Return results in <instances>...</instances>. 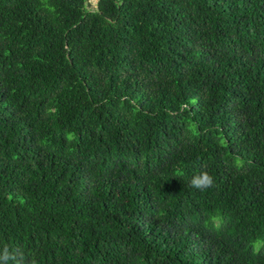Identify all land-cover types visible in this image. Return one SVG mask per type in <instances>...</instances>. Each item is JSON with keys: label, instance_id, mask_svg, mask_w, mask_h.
Wrapping results in <instances>:
<instances>
[{"label": "trees", "instance_id": "obj_1", "mask_svg": "<svg viewBox=\"0 0 264 264\" xmlns=\"http://www.w3.org/2000/svg\"><path fill=\"white\" fill-rule=\"evenodd\" d=\"M5 250L264 264V0H0Z\"/></svg>", "mask_w": 264, "mask_h": 264}, {"label": "clouds", "instance_id": "obj_2", "mask_svg": "<svg viewBox=\"0 0 264 264\" xmlns=\"http://www.w3.org/2000/svg\"><path fill=\"white\" fill-rule=\"evenodd\" d=\"M191 186L199 189L204 190L208 187H211L214 185V177L208 173L207 171H203L197 175H195L190 182ZM11 254L8 253L7 250H5L3 255H0V264H8L9 260L11 259ZM33 264H35V261H33Z\"/></svg>", "mask_w": 264, "mask_h": 264}, {"label": "rangeland", "instance_id": "obj_3", "mask_svg": "<svg viewBox=\"0 0 264 264\" xmlns=\"http://www.w3.org/2000/svg\"><path fill=\"white\" fill-rule=\"evenodd\" d=\"M91 5H96L98 0H88Z\"/></svg>", "mask_w": 264, "mask_h": 264}]
</instances>
